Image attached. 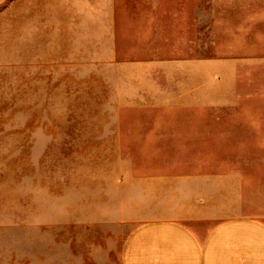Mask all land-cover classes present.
<instances>
[{"label": "rangeland", "instance_id": "374dc122", "mask_svg": "<svg viewBox=\"0 0 264 264\" xmlns=\"http://www.w3.org/2000/svg\"><path fill=\"white\" fill-rule=\"evenodd\" d=\"M239 217L264 221V0H0V264Z\"/></svg>", "mask_w": 264, "mask_h": 264}, {"label": "crops", "instance_id": "0c3cea01", "mask_svg": "<svg viewBox=\"0 0 264 264\" xmlns=\"http://www.w3.org/2000/svg\"><path fill=\"white\" fill-rule=\"evenodd\" d=\"M152 220L133 229L120 264H264V221L248 217L212 224Z\"/></svg>", "mask_w": 264, "mask_h": 264}]
</instances>
